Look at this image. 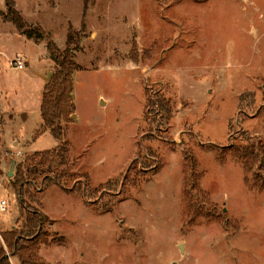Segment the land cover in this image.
I'll list each match as a JSON object with an SVG mask.
<instances>
[{
  "label": "rangeland",
  "instance_id": "374dc122",
  "mask_svg": "<svg viewBox=\"0 0 264 264\" xmlns=\"http://www.w3.org/2000/svg\"><path fill=\"white\" fill-rule=\"evenodd\" d=\"M13 1L61 51L69 35L82 69L66 189L26 202L47 220L13 254L5 241L27 235L26 214L6 173L58 144L48 132L32 142L39 73L55 65L44 41L0 16V217H16L0 232L7 263L264 264V0ZM156 92L172 109L160 130Z\"/></svg>",
  "mask_w": 264,
  "mask_h": 264
},
{
  "label": "trees",
  "instance_id": "16d2710c",
  "mask_svg": "<svg viewBox=\"0 0 264 264\" xmlns=\"http://www.w3.org/2000/svg\"><path fill=\"white\" fill-rule=\"evenodd\" d=\"M5 11L0 13L1 18L10 23L15 30L36 43L45 42L48 58L54 63L55 69L48 82L45 84L39 106L40 127L35 131L32 142L45 132L58 142L57 146L51 150L33 152L24 157L16 164L15 173L11 180V185L17 199L19 216L23 218L22 231L25 236L18 235L14 242H11L12 253L16 254L23 247V239L33 238V242L43 235V228L47 218L39 211H32L27 207L26 202L36 203L38 206L40 195L51 185L57 184L66 189L65 180L69 178L68 165L70 162V145L66 139V133L73 123V103H72V76L82 68L72 57L70 45L71 37L68 35L65 48L61 51L54 42L44 35L38 28L28 27L18 11L15 9L13 0H4ZM153 96L151 101L156 111V116L151 124L155 130L165 129L171 118L172 109L170 102L159 92ZM84 184V189H87ZM0 264H8L5 254L0 249Z\"/></svg>",
  "mask_w": 264,
  "mask_h": 264
},
{
  "label": "crops",
  "instance_id": "0c3cea01",
  "mask_svg": "<svg viewBox=\"0 0 264 264\" xmlns=\"http://www.w3.org/2000/svg\"><path fill=\"white\" fill-rule=\"evenodd\" d=\"M23 36V35H22ZM32 41V40H30V39H26V41ZM33 44H35L34 43V41L32 42ZM23 60V59H22ZM24 61V63H27L28 62V60L26 59V60H23ZM26 67V66H25ZM27 67H28V65H27ZM27 68H25V70H26ZM15 70H17V69H15ZM25 70H19V71H25ZM39 76L41 77V79H42V85H43V88H44V86H45V84L48 82V80H49V78H47L45 75H42L41 74V72L39 73ZM42 94V93H41ZM41 102V101H40ZM39 106H40V103H39ZM40 124H41V122L39 123V126H38V128L40 127ZM0 167H1V164H0ZM13 174H14V171H13ZM0 176H2L1 174H0ZM1 201H3V200H1ZM0 201V202H1ZM5 206H6V203H5ZM1 210V209H0ZM6 209L4 208V210L3 211H5ZM2 211V212H3ZM16 220V217H13V218H10V220L9 221H7V220H3L1 217H0V232H2L3 231V229H5V228H7L8 226H9V228L10 227H12L13 226V224H14V221ZM0 242H2V240H1V235H0Z\"/></svg>",
  "mask_w": 264,
  "mask_h": 264
},
{
  "label": "built area",
  "instance_id": "2783aa9c",
  "mask_svg": "<svg viewBox=\"0 0 264 264\" xmlns=\"http://www.w3.org/2000/svg\"><path fill=\"white\" fill-rule=\"evenodd\" d=\"M11 66L14 68V69H17V70H24L26 67H25V63L24 61L21 59V57H15L12 62H11ZM0 208L1 210L3 211L4 208H5V201H1L0 202Z\"/></svg>",
  "mask_w": 264,
  "mask_h": 264
},
{
  "label": "water",
  "instance_id": "95a60500",
  "mask_svg": "<svg viewBox=\"0 0 264 264\" xmlns=\"http://www.w3.org/2000/svg\"><path fill=\"white\" fill-rule=\"evenodd\" d=\"M14 166H15V162H14V160H12L11 163H10L9 171L6 173V176L8 178H11L13 176Z\"/></svg>",
  "mask_w": 264,
  "mask_h": 264
}]
</instances>
